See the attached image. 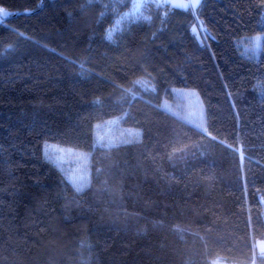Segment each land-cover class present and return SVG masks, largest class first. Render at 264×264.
<instances>
[{
	"label": "trees",
	"instance_id": "1",
	"mask_svg": "<svg viewBox=\"0 0 264 264\" xmlns=\"http://www.w3.org/2000/svg\"><path fill=\"white\" fill-rule=\"evenodd\" d=\"M133 3L0 0V264H264V0ZM112 118L137 136L94 146ZM46 143L88 155L81 191Z\"/></svg>",
	"mask_w": 264,
	"mask_h": 264
},
{
	"label": "rangeland",
	"instance_id": "2",
	"mask_svg": "<svg viewBox=\"0 0 264 264\" xmlns=\"http://www.w3.org/2000/svg\"><path fill=\"white\" fill-rule=\"evenodd\" d=\"M144 0H134V10L138 11L141 2ZM162 1L173 7L190 8L193 0H156ZM201 1V0H200ZM8 11L4 9L0 12V20L6 16ZM254 48L253 38L248 39L244 45V51L249 52ZM174 95L178 102L175 108L170 107L163 102L162 107L168 111L177 114L178 116L187 120L196 128L203 127L202 107L196 94L192 91L178 89L174 90ZM138 131L131 127H121L116 124V119H106L100 123L95 124V131L93 133V145L100 147L116 146L122 143L129 142L137 136ZM44 155L51 159L60 169L66 180L77 189L78 186L84 187L88 183L89 166L88 155L81 150H76L71 147H59L57 145L46 143L43 146ZM256 253L259 256H264V239L257 241L255 244ZM213 264H225L221 262H214Z\"/></svg>",
	"mask_w": 264,
	"mask_h": 264
},
{
	"label": "snow or ice",
	"instance_id": "3",
	"mask_svg": "<svg viewBox=\"0 0 264 264\" xmlns=\"http://www.w3.org/2000/svg\"><path fill=\"white\" fill-rule=\"evenodd\" d=\"M199 5H200V0H193L192 7H197ZM3 11L4 9L0 8V12H3ZM108 38L111 39V34H109ZM261 39L262 37H259V36L253 38L254 48H257V49L259 48L260 46L259 41ZM81 67H83V65H81ZM204 132L208 133V135L211 136L213 140L216 139V136L212 135V133L208 130V128H204ZM229 147H231V145H229ZM240 155H241V159H243L244 154L242 151ZM81 190H82V186H78L77 191H81Z\"/></svg>",
	"mask_w": 264,
	"mask_h": 264
}]
</instances>
